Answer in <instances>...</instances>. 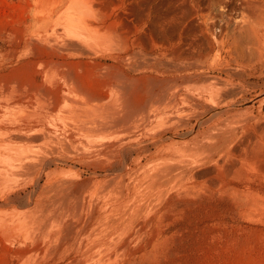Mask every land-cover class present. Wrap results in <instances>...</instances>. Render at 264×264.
Segmentation results:
<instances>
[{
	"label": "rangeland",
	"instance_id": "374dc122",
	"mask_svg": "<svg viewBox=\"0 0 264 264\" xmlns=\"http://www.w3.org/2000/svg\"><path fill=\"white\" fill-rule=\"evenodd\" d=\"M242 3L0 0V100L22 96L42 111L43 102L32 95L33 85L48 80V87L67 84L78 97L86 96L90 87L108 95L112 90L113 100L121 105V101L134 102L149 85L164 78L169 86L190 93L213 92L218 89L215 78H220L243 94L235 105L240 112L231 117L232 125L249 126L257 112V98L264 96V24L259 41L243 38L240 25L248 17ZM76 18L86 21L91 49L82 55L70 48L56 51L63 48L57 43H62ZM39 50L47 53L35 55ZM66 102L51 112L60 129L76 132L83 126L75 115L58 116ZM102 106V101L86 103L92 110ZM159 106L155 102L147 107L152 120L141 126L132 117L130 129L119 134L61 142L69 162L60 161L54 169L61 180L82 183L81 193L63 189L61 197L66 199L54 204L49 232L41 230L39 207L13 210L14 225L0 234V264H264V145L262 156H234L243 165L236 172L218 162L219 155L212 160L203 152L185 150L180 140L173 153L192 164L195 172L208 168L215 172L193 179L179 175L165 184L151 182L136 190L127 187L136 177L137 156H142L143 166H154L158 161L152 155L160 143L143 139L149 143L145 155L126 152L119 148L129 136L123 133L131 135L137 126L145 133L156 131L160 117L153 111ZM17 114L27 117L32 112L15 108L9 113ZM252 130L249 126L248 132ZM233 145L238 147L237 142ZM73 171L80 172V178ZM110 173L121 174L102 187ZM38 176L24 175L19 184L36 181ZM54 195L53 191L45 194ZM251 196L258 203L253 205ZM115 209H122L124 217L112 227L118 219ZM3 215L0 211V224ZM33 242L35 247L21 260L13 258V249Z\"/></svg>",
	"mask_w": 264,
	"mask_h": 264
},
{
	"label": "bare ground",
	"instance_id": "6f19581e",
	"mask_svg": "<svg viewBox=\"0 0 264 264\" xmlns=\"http://www.w3.org/2000/svg\"><path fill=\"white\" fill-rule=\"evenodd\" d=\"M242 9L247 13L248 19H244L243 24L240 25L241 35L243 38L259 41V32L264 24V0H243ZM70 23L72 27L65 30L62 43H57L63 48H58L56 51L62 52L64 48H70L77 51L76 54L82 55L86 50L91 49L92 42L91 35L85 28L86 21L76 18ZM236 43L241 44L239 41ZM34 53L39 56L47 52L39 50ZM215 79L218 84L217 90L205 93L203 89L197 93H190L188 92L190 90L181 89L179 86H169L164 78L149 85L144 90V94L138 96L134 102L121 101V105H117V100H113L111 89L108 95L105 90H95L90 87L88 93L85 89L86 96L78 97L67 84L48 87L47 83L51 85L48 80L44 85H33L32 95L36 97V101L43 102L42 111L33 106L35 101L25 100L22 96L2 98L0 100V211L4 212V215L0 224V234L8 233L14 225L13 221L11 222L13 210L30 205L41 209V230L49 232L50 220L54 216L52 212L54 204L58 199H66L61 197L64 193L63 189L72 188L77 190V193H81L82 183L77 184L69 179L61 180V175L54 169L60 161L66 164L69 162L68 156L63 153L60 146L61 142L71 143L82 137L119 134L130 129L131 124L128 123L132 117L141 126L152 120L151 112H147V107L155 102L161 104L153 111L155 117H160L155 127L156 131L145 133L137 126L131 135L123 133L129 136L121 140L119 148L126 152L131 149L145 155L149 151V143L143 139H150L152 143H160L158 150L152 155L158 162L152 167H145L140 162L142 156L138 155L139 160L133 169L136 177L132 178V182L127 187L136 190L139 186L149 185L151 182L158 185L165 184L179 175L181 177L189 175L190 179H193L215 172L214 168L195 172L192 164L181 160L176 153H173L175 143L180 140L185 150L203 152L212 160L219 155L217 161L223 162V166L228 170L236 172L240 171L243 165L236 163L234 156L242 153L251 157L262 156L264 96L257 98L258 106L255 107L257 112L249 120V126H252L253 130L249 133V126L244 123L239 126L232 125L231 122V117L240 112L235 105L238 98L243 96L242 91L228 80ZM39 89L44 91L40 92ZM66 100L65 106L61 107L63 113L58 116H67L68 113L75 115L83 126L76 132L60 129L51 112ZM87 101H102L103 106L99 111L92 110L86 107ZM15 108L29 110L32 115L27 117L20 114L9 115ZM192 120L196 122L192 123ZM84 129H87L86 132H82ZM170 138H173L174 142H171ZM235 142L238 143V147L233 145ZM100 149L103 147L101 146ZM129 164V161H126L125 166L128 167ZM34 173L39 175L36 181L19 184L21 177ZM72 174L75 178L81 176L78 171H73ZM120 174H108L101 186L110 184ZM44 177L46 180L42 183ZM30 186L31 189L25 192ZM51 191L55 192L54 196H45ZM82 201L83 199L80 198L79 202ZM249 201L253 205L258 203L254 196H251ZM121 210H113L118 219L113 220L112 227L124 217ZM35 245V242L30 246L20 244L12 250L13 258L17 256L18 260H21Z\"/></svg>",
	"mask_w": 264,
	"mask_h": 264
}]
</instances>
